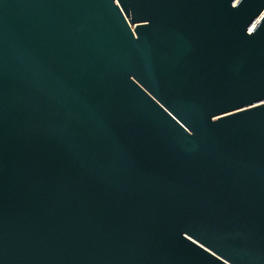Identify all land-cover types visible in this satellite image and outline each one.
Returning a JSON list of instances; mask_svg holds the SVG:
<instances>
[{
	"label": "water",
	"instance_id": "1",
	"mask_svg": "<svg viewBox=\"0 0 264 264\" xmlns=\"http://www.w3.org/2000/svg\"><path fill=\"white\" fill-rule=\"evenodd\" d=\"M0 264H264V0H0Z\"/></svg>",
	"mask_w": 264,
	"mask_h": 264
}]
</instances>
